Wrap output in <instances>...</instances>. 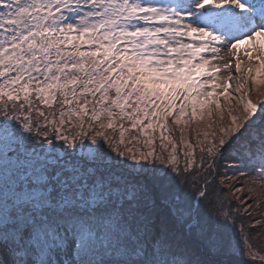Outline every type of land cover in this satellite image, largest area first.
<instances>
[{
	"label": "snow or ice",
	"instance_id": "obj_1",
	"mask_svg": "<svg viewBox=\"0 0 264 264\" xmlns=\"http://www.w3.org/2000/svg\"><path fill=\"white\" fill-rule=\"evenodd\" d=\"M0 6V264H229L224 257L238 222L253 264H264V206L254 189L237 200L219 195L225 182L237 192L245 180L264 185V0ZM222 51L235 58V96L231 71L224 83L214 75L221 65L232 68ZM221 97L230 121L201 148L198 167L194 147L184 141L191 151L181 165L163 131L157 154L156 127L164 129L173 112L177 124L216 110L223 120ZM57 102L58 117L45 111ZM10 113L29 133L48 137L52 125L53 139L75 151L51 141H41L43 155L27 151L29 137ZM85 123L96 128L93 144L102 138L86 153L76 143L87 136ZM64 125L78 131L69 137ZM117 127L113 155L103 140L111 144L105 133ZM132 129L145 139L133 136L136 145L128 146ZM165 141L172 144L167 154ZM221 167L233 175L221 178ZM197 199L215 215L205 218ZM110 254L118 258L105 259Z\"/></svg>",
	"mask_w": 264,
	"mask_h": 264
},
{
	"label": "trees",
	"instance_id": "obj_2",
	"mask_svg": "<svg viewBox=\"0 0 264 264\" xmlns=\"http://www.w3.org/2000/svg\"><path fill=\"white\" fill-rule=\"evenodd\" d=\"M2 8V6H0ZM67 15V13H65ZM248 87H253V84L248 86ZM218 90V89H217ZM260 97L259 99L261 101H264V86L260 88ZM252 99L255 101L257 99V95L255 90L252 93ZM221 100V105L225 109L224 115H223V120L220 119V112L219 110H216L213 112L212 116L209 117L207 112L205 111L203 113V119L200 120L198 117L193 118L191 120L188 119V117H185L184 120H187V123L181 122L180 124L175 123L174 117L176 115V112H173L172 116H169L167 124L165 125L164 129H161L159 127H156L155 132L153 133V137L156 140V148H157V154L160 153V133L163 131L164 136L168 137L169 140L172 143H175L177 145V154L181 157L180 163L183 165V154L186 150L191 151V149H186V145L184 144V141H188L192 147H194L195 152H194V158L197 161L196 166H199V159L201 155V148L210 144L212 141V133L216 132L219 134V131L221 130V125L227 124L230 121V117L227 114V107H228V101L225 98H220ZM224 100V101H223ZM11 103V102H9ZM177 105L180 104V100H178ZM41 107H44L41 105ZM45 111H55L58 113L60 111V104L57 102L55 103L51 109L45 108ZM238 109L234 108L233 114H237ZM10 122H13L17 125V127L20 128L21 133L24 136L29 137L30 142L26 141L25 142V148L27 151L31 152L35 150L38 154L43 155L41 152L39 145L41 141H44L45 145L48 144L49 141L57 145V149H60V146L63 145L64 148H68L67 144L60 140L59 138L53 139V133L51 131L52 125H48L49 128V135L48 137H43L41 135H37L35 132V128L31 133H29L27 130L23 128V126L20 124L19 120H11V113L9 114ZM152 119H155L154 117ZM0 120H3V115L0 114ZM87 120V118H86ZM42 122V121H41ZM75 122V121H74ZM148 121H145L147 123ZM120 122L117 121V124ZM124 127L128 128L130 122L129 121H124ZM98 127V124H97ZM84 130L87 132V136H77L76 137V143L77 145H84L83 152L88 151V146L91 145L93 148L97 146L102 141V138H97L96 144H93L91 137L94 134L96 128L89 129L87 126V123H85ZM75 131H78V129H72L69 128L68 125H64V134L68 135L71 137ZM119 127L115 129H108L106 131V135L111 138L112 143L109 144L107 140H103L105 149L108 151H112L113 155H116L115 152V146H116V141L119 138ZM151 131V130H149ZM205 133H207V139L205 138ZM60 132L57 131L55 133L56 137H59ZM133 136H140L141 137V142L145 137L143 136L142 132L132 129L128 132L125 133V142L128 146H133L136 145V141H132ZM131 142V143H128ZM203 142V143H201ZM165 143H168V141H165ZM120 150L124 151L125 149V144H120L119 145ZM139 147V145H137ZM172 144L168 143V148L165 149V153L171 151ZM143 150H148L147 146L144 147ZM68 151H75L74 149L68 148ZM79 154V153H78ZM120 159H124V157H120ZM145 163L151 164L153 163V160L150 158L148 161ZM164 167H168L167 165H164ZM221 172V178L223 177L224 174L227 176L231 177L233 175V172L221 167L220 169ZM245 187L243 191L237 192L235 189H232V191H229L230 185L225 182L223 185V192H219V195L221 198H227L231 197L233 200H237L240 198H243L245 196V192L247 191L248 188H253L254 191L251 193V195L255 196L258 198V203L261 206H264V185L261 184V182L257 179L255 184H252L245 180L244 182ZM236 187H239L237 185ZM193 205L196 207L200 208L201 214L207 218L209 212L211 211V214L214 216L215 215V209L212 208V206L209 204L207 207L203 203H200L199 200L197 199L196 201H193ZM235 206V205H234ZM254 222H247L246 223V228L247 227H252ZM230 239H231V244H232V252L224 257L226 261L229 262V264H253L252 262V257H250L247 253L246 249V240H245V233L241 232V226L239 222L236 225V228L231 232L230 234ZM73 255H75V252H73ZM113 258H118V257H113L111 254L108 257H105V259H113Z\"/></svg>",
	"mask_w": 264,
	"mask_h": 264
},
{
	"label": "rangeland",
	"instance_id": "obj_3",
	"mask_svg": "<svg viewBox=\"0 0 264 264\" xmlns=\"http://www.w3.org/2000/svg\"><path fill=\"white\" fill-rule=\"evenodd\" d=\"M243 48H244V46L241 47V56H240V58L242 60H244V61L246 60L245 61V65H244L245 68H246L247 67V57L244 56V54H243ZM221 54L225 56V62H227L228 60H232L233 61L232 68L229 69V70H224L222 68V65H221V71L219 73L214 74V75L219 77V79L217 80V83H224L225 81H227V78H228V75H229V71H231L233 78H232V81L230 83L233 85V87L229 89V92H231L232 95L235 96L236 93L234 92V88H235V85H236V77H237V73L235 72V58L231 57L230 55H228L226 53H224L223 51H222ZM202 79H206V77H204ZM252 84H253V82L251 80L247 81V86H250ZM221 90L222 89H218L217 91L219 92ZM222 98H224V97H221V99ZM65 258H67V257H65Z\"/></svg>",
	"mask_w": 264,
	"mask_h": 264
}]
</instances>
